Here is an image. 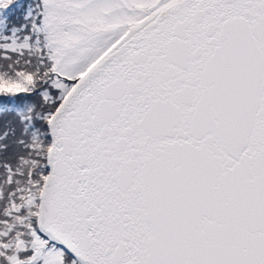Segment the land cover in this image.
Returning a JSON list of instances; mask_svg holds the SVG:
<instances>
[{
  "label": "snow or ice",
  "instance_id": "6c2138e0",
  "mask_svg": "<svg viewBox=\"0 0 264 264\" xmlns=\"http://www.w3.org/2000/svg\"><path fill=\"white\" fill-rule=\"evenodd\" d=\"M0 264H264V0H0Z\"/></svg>",
  "mask_w": 264,
  "mask_h": 264
}]
</instances>
